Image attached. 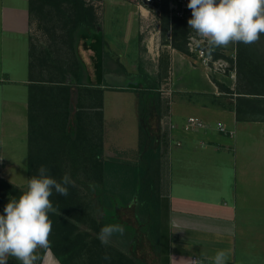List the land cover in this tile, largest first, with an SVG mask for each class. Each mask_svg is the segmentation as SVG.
Wrapping results in <instances>:
<instances>
[{"label":"crops","instance_id":"obj_1","mask_svg":"<svg viewBox=\"0 0 264 264\" xmlns=\"http://www.w3.org/2000/svg\"><path fill=\"white\" fill-rule=\"evenodd\" d=\"M29 1L0 0V172H28L29 97L34 84L46 83L37 80L30 67L37 27ZM100 30L103 44L99 34L85 35L79 42L93 81L100 80L101 58L108 61V34ZM153 44H148L145 57L155 48L153 58L159 65L167 50L169 75L160 65L155 73L149 71L140 56L137 67L127 69L142 68L156 81L169 80L167 87L160 83L157 89L161 117L155 108L149 117L150 127L154 117L159 120L155 134L160 136L163 122L169 137L161 154L162 192L168 204L167 264H192L194 257L200 264H212L210 258L221 249L230 252L227 264H264V119L237 114L236 109L242 95L239 84L247 81L246 76L263 79L264 37L261 34L250 45L237 43L238 67L235 61L229 73L224 72L226 59L222 70H214L190 51ZM252 50L262 57L252 58ZM114 60L125 65L117 57ZM250 66L262 69L250 71ZM116 69L117 65L104 74L107 85H101L104 155L137 161L139 88L109 87L119 76ZM111 91L112 104L107 99ZM189 116L199 117L204 125L187 127ZM41 264L61 263L47 251Z\"/></svg>","mask_w":264,"mask_h":264},{"label":"trees","instance_id":"obj_2","mask_svg":"<svg viewBox=\"0 0 264 264\" xmlns=\"http://www.w3.org/2000/svg\"><path fill=\"white\" fill-rule=\"evenodd\" d=\"M65 2L74 8L68 38L63 40L69 45L68 51L58 49L61 52H57L47 48L39 54L35 47L31 50V70L37 72V80L46 83L34 84L36 87L29 97L28 173L38 174L39 167L43 165L57 181L68 174L75 182L74 187L68 186L67 196L53 191L50 197L56 211L49 213L53 225L49 250L61 264H69L72 255L82 250L99 258V251L103 249L97 238L100 229L105 224H120L124 228L128 248L123 250L109 245L114 252L111 264H151L134 251L142 235L147 236L161 263L167 264L168 204L162 192L160 157L168 146L169 137L166 129L157 136L149 125L154 108L161 117L158 108L161 104L156 102V96L162 82L156 81L142 68L139 72H131L111 57L106 63L104 57L101 58L100 80L93 82L85 61L77 54L80 38L85 35L99 34L100 42H105L102 30H98L93 8L85 0H30L29 11L32 16L44 17L51 13L50 7H60ZM175 19L184 24L187 22ZM185 39L186 35L184 44ZM173 47L187 51L180 44H173ZM105 54L110 55L106 51ZM168 62V57L161 54V71L168 73ZM116 65L127 77H135L126 87L139 88L141 97L137 161L104 155L101 85H107L103 76ZM250 68L255 72L262 69L257 66ZM246 77L247 81L239 84L238 92L242 95L237 98V114L264 119V76L261 81L252 80L254 75ZM83 96L87 101L82 100ZM0 184L3 187L0 189L1 202L5 193L16 190V187L1 177ZM130 206H134L135 223L122 220L119 214V209Z\"/></svg>","mask_w":264,"mask_h":264},{"label":"rangeland","instance_id":"obj_3","mask_svg":"<svg viewBox=\"0 0 264 264\" xmlns=\"http://www.w3.org/2000/svg\"><path fill=\"white\" fill-rule=\"evenodd\" d=\"M144 1L145 0H85L87 5L93 8L96 23H98L99 26H101V28H103V30L108 34L106 53H109L110 55H107L106 59H108V56H112L111 58L113 59L117 57L125 63L127 68L132 70L134 67H137L136 61L140 56L143 60L142 65L146 66L149 71L155 73L157 67L160 65H158V61L153 58V51L155 52L157 50L154 48L152 53H149V57H145L148 54V44H150V42L154 43L153 46H156L157 43L159 45L162 44L163 48H167V45L173 46V44H180L183 45L187 51L191 52L186 44L190 28L187 22L184 24L183 22H178L174 17L171 18L168 6L169 0H162V2L160 4H156L155 7L148 6L144 3ZM73 9L74 8L71 3L65 2V4L60 7H50L49 10L51 13H48V16L36 17V14L33 16L37 27L33 37V47H35L39 54L47 48H50L51 50L53 49L57 52H61L58 51V49L68 51L69 45L65 44L63 40L68 38L67 31L70 28ZM185 35L186 39L184 44ZM116 50L118 51L119 56L115 53ZM163 51L164 52L161 54L167 56L168 51ZM204 52L210 56L212 60H217V64L226 59L228 61V65L226 64V70L224 72L229 73L231 67L235 66V61L236 67H238L239 58L237 43L236 45L229 44L227 47H218L212 50H209L206 46ZM192 53L196 58H198L197 52L193 51ZM251 53L253 55L252 58L258 59L262 57L258 54L257 50H252ZM77 54L84 60L83 54L84 56H86V54L80 49V43L78 44ZM169 64L170 62H168L167 67L168 75L170 74ZM211 64L213 63L211 62ZM165 65H167L166 61ZM213 66L211 65V69H213ZM116 70L118 71L119 76L116 77L117 79L114 81H111L110 86L121 87V90H127V84H131L135 77H127L120 70V66H117ZM219 73L222 72L220 71ZM212 74L213 77H216L215 72ZM162 84L164 86H168V78L167 80L164 79ZM112 92L113 91L108 94L107 98L108 103L110 104L114 103L113 97L115 96ZM82 98H84V96ZM82 100L87 101L85 99ZM124 115L127 118L128 112L125 111ZM159 125V120L154 117L151 129L154 132H157ZM162 127L164 130L165 124H163V122ZM157 136H159V134ZM36 175L38 174L34 173L33 175H30L28 172H0L1 178L11 182L16 187V190L12 189L10 193H5L4 197L1 199L0 214H3V208L9 201L19 199V197L27 190L28 180L32 176ZM2 188L3 187L0 184V189ZM133 207L130 206L128 208L119 209V214L122 220L135 223ZM52 234L53 231H51L49 241L52 238ZM111 239L113 242H110L108 245L102 244L103 247L101 248L103 249H100L99 251V258H97V255L92 254L87 250H82L72 255L69 264H111L114 258L113 257L111 260V256L114 252L109 245L113 244L123 250H127L128 248L127 240L124 235L115 234ZM109 249H111V252H109ZM47 251H50L49 248L47 250H38L37 254L40 256L38 264L42 263L44 255ZM134 251L138 254V256L144 258L151 264H160L159 259L152 248V244L146 235L140 236V239L137 240V246L134 248ZM105 255H108L110 259L105 260ZM8 264H19V261H17L14 257H9Z\"/></svg>","mask_w":264,"mask_h":264},{"label":"clouds","instance_id":"obj_4","mask_svg":"<svg viewBox=\"0 0 264 264\" xmlns=\"http://www.w3.org/2000/svg\"><path fill=\"white\" fill-rule=\"evenodd\" d=\"M187 8L191 10L189 28L209 50L236 43L250 45L264 34V0H188ZM68 186H75L68 174L57 181L41 165L38 175L28 180L27 190L19 199L4 206L0 214V264H8L9 257H14L19 264H38V250H47L50 246L49 213L56 211L50 197L53 191L67 196ZM115 234L123 235V226L105 224L97 238L108 245ZM229 258L230 252L221 249L210 259L212 264H227ZM104 259L110 257L105 255ZM192 264H200L199 259Z\"/></svg>","mask_w":264,"mask_h":264},{"label":"built area","instance_id":"obj_5","mask_svg":"<svg viewBox=\"0 0 264 264\" xmlns=\"http://www.w3.org/2000/svg\"><path fill=\"white\" fill-rule=\"evenodd\" d=\"M162 0H145L144 3L147 4L150 7H155L156 4H160ZM188 0H169L168 6L170 11L171 18H181L186 21L191 18V10L187 8ZM188 49L191 50V52L195 51L198 53V58L201 59L203 63H205L208 66H213L214 70H222L225 65V61L219 62L217 64V60H212L210 56L205 54L204 49L207 46L206 43H201L200 38L197 36V34L190 29L189 34L187 36L186 41ZM211 62L213 64H211ZM203 121L197 117V116H189L187 119V127H201L203 126ZM221 129H225L224 127L220 126ZM197 258L194 257L193 261Z\"/></svg>","mask_w":264,"mask_h":264},{"label":"water","instance_id":"obj_6","mask_svg":"<svg viewBox=\"0 0 264 264\" xmlns=\"http://www.w3.org/2000/svg\"><path fill=\"white\" fill-rule=\"evenodd\" d=\"M101 29V27L100 26H98V30H100Z\"/></svg>","mask_w":264,"mask_h":264}]
</instances>
